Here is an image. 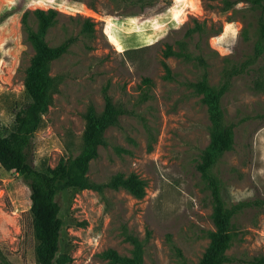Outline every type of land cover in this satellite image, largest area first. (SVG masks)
Returning a JSON list of instances; mask_svg holds the SVG:
<instances>
[{
	"label": "rangeland",
	"instance_id": "374dc122",
	"mask_svg": "<svg viewBox=\"0 0 264 264\" xmlns=\"http://www.w3.org/2000/svg\"><path fill=\"white\" fill-rule=\"evenodd\" d=\"M229 1L0 0V135L12 130L14 112L27 101L24 80L34 52L22 13L28 11L26 25L35 30L33 9L56 11L43 36L48 45L74 38L50 63L58 84L26 149L33 166L52 168L79 151L82 114L89 105L102 110L103 92L128 110L105 130L106 144L87 164L86 177L101 191L67 188L55 197L63 264H118L101 253L129 256L126 234L140 242L142 264L195 263L205 249L212 203L195 164L208 143L210 122L193 87L202 68L191 59L162 56L164 45L175 48L173 41L194 22L220 28L194 35L187 46L204 57L210 84L220 81L223 69L246 61L229 76L219 99L232 146L210 169L236 232L222 264H254L264 256V47L251 58L259 11ZM86 19L93 32L80 31ZM144 77L150 80L148 98L138 102ZM115 173L141 178L143 196L105 186ZM28 195L22 177L0 166V264H36Z\"/></svg>",
	"mask_w": 264,
	"mask_h": 264
},
{
	"label": "trees",
	"instance_id": "16d2710c",
	"mask_svg": "<svg viewBox=\"0 0 264 264\" xmlns=\"http://www.w3.org/2000/svg\"><path fill=\"white\" fill-rule=\"evenodd\" d=\"M115 1L126 5V1L131 3L134 0ZM236 2L247 3L250 8L259 11L258 38L254 44L251 56L253 58L264 47V0H231L226 4L231 5ZM31 12L36 19L35 30L26 25L28 11H24L21 16L26 38L34 52L24 80L27 101L14 112L12 130L5 136L0 135V166L4 170H13L18 173L29 188L28 211L35 240V263L63 264L65 258L58 253L62 221L58 215L59 204L55 197L61 190L67 188H92L98 192L101 191L102 185L90 182L86 177L87 164L90 159L96 156L97 147L106 144L105 130L110 126H116L119 116L128 110L121 103L113 101L109 94L103 92L102 110L97 112L93 106L89 105L82 114L84 127L81 134V145L75 155L61 157L54 167L46 169L36 168L27 160L26 149L29 146L30 138L39 127L41 114L50 104L52 94L56 91L58 84L55 75L49 73L50 63L64 54L69 43L74 40L72 37H67L57 45H48L43 36L56 21V11L36 8ZM93 26V22L86 19L83 21L80 31L93 32ZM219 31L220 28L211 29L194 22L192 26L185 29L183 37L173 41L175 48L166 43L162 50L164 57L181 56L194 60L202 68L200 78L193 83V87L195 92L201 95V101L206 107L210 122L209 140L201 151L195 168L209 191L213 228L206 231L208 242L200 258L195 263L181 262L180 264H222L228 259L225 254L226 249L236 237V232L233 231L230 221L232 209L226 206L221 193L220 181L210 169L217 157L232 146L231 131L222 122L219 99L227 87L229 76L240 72L246 61H242L230 69H223L220 81L213 85L208 82L206 76L204 57L199 52L187 48L194 35L206 37L210 34H217ZM162 65L168 72L165 63L162 62ZM142 84L143 87L137 96L138 102L148 98L147 89L150 80L144 77ZM144 127L146 130L148 129L145 123ZM104 185L112 188L122 187L136 198L143 196L145 187L144 181L134 173L127 175L115 173ZM125 238L132 244L129 256L119 255L114 250L107 249L101 253V257L107 258L112 263L142 264L140 242L130 234H126ZM252 263L264 264V256L254 259Z\"/></svg>",
	"mask_w": 264,
	"mask_h": 264
}]
</instances>
